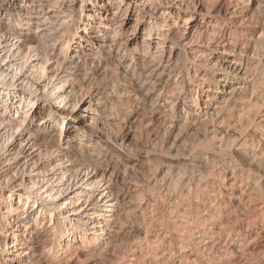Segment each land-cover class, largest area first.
Here are the masks:
<instances>
[{
  "label": "clouds",
  "instance_id": "clouds-1",
  "mask_svg": "<svg viewBox=\"0 0 264 264\" xmlns=\"http://www.w3.org/2000/svg\"><path fill=\"white\" fill-rule=\"evenodd\" d=\"M0 264H264V0H0Z\"/></svg>",
  "mask_w": 264,
  "mask_h": 264
}]
</instances>
